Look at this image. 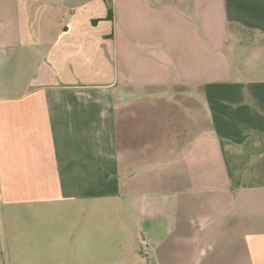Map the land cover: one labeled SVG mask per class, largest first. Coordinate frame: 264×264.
<instances>
[{
  "label": "crops",
  "instance_id": "0c3cea01",
  "mask_svg": "<svg viewBox=\"0 0 264 264\" xmlns=\"http://www.w3.org/2000/svg\"><path fill=\"white\" fill-rule=\"evenodd\" d=\"M118 199L151 264H264V0H0V264H123Z\"/></svg>",
  "mask_w": 264,
  "mask_h": 264
},
{
  "label": "rangeland",
  "instance_id": "374dc122",
  "mask_svg": "<svg viewBox=\"0 0 264 264\" xmlns=\"http://www.w3.org/2000/svg\"><path fill=\"white\" fill-rule=\"evenodd\" d=\"M134 16V15H133ZM136 18L129 24L125 25L122 24L121 21L119 20V24H117V28L121 30V33L125 30V28L132 32L131 34L137 35L140 33V31H144L142 33L146 32H154L156 31V26H155V21L152 20L151 22L146 20V18H142L141 15L136 14ZM153 18V17H152ZM61 202L58 203H49L47 205H44L46 209L50 210H60L62 207ZM98 210L100 211H111V210H116L118 213L115 214V216L111 217L110 215L108 216H101V220L106 219V220H112L114 222V226L117 228H120L121 230H125L126 232V237L128 241L133 242V245H137L138 249H125V258L126 262L123 264H136L135 259L138 257H143L145 258V264H151L153 261L152 256H151V250L149 247H147V243H145L142 240V237L140 234L137 236L135 235V230L134 227L136 224L133 223L135 218H124V200L123 199H118V200H104L102 202H99L97 206ZM23 209V208H22ZM110 216V217H109ZM54 221H59V218H51ZM128 220V223H127ZM109 221V222H110ZM9 224V220H8ZM141 247V248H140ZM139 251V253H138Z\"/></svg>",
  "mask_w": 264,
  "mask_h": 264
},
{
  "label": "trees",
  "instance_id": "16d2710c",
  "mask_svg": "<svg viewBox=\"0 0 264 264\" xmlns=\"http://www.w3.org/2000/svg\"><path fill=\"white\" fill-rule=\"evenodd\" d=\"M109 13H111V10L109 9Z\"/></svg>",
  "mask_w": 264,
  "mask_h": 264
}]
</instances>
